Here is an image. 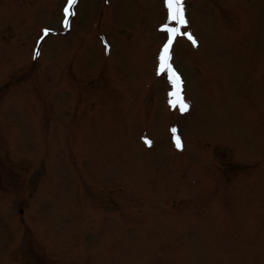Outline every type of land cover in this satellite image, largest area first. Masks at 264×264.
I'll return each instance as SVG.
<instances>
[{"label": "rangeland", "instance_id": "obj_1", "mask_svg": "<svg viewBox=\"0 0 264 264\" xmlns=\"http://www.w3.org/2000/svg\"><path fill=\"white\" fill-rule=\"evenodd\" d=\"M64 1L0 0V264H264V0H187L184 115L165 0H82L32 61Z\"/></svg>", "mask_w": 264, "mask_h": 264}, {"label": "snow or ice", "instance_id": "obj_2", "mask_svg": "<svg viewBox=\"0 0 264 264\" xmlns=\"http://www.w3.org/2000/svg\"><path fill=\"white\" fill-rule=\"evenodd\" d=\"M77 2V0H68V5L71 7ZM166 7L168 8V14L167 18L169 21L174 22L176 26H169V24H163L161 25V29L167 33V40L166 43H164L163 47L161 48L159 52V64L157 67V74L161 73H167L168 80L173 84L175 91L169 93V95L175 97V100H170L169 103L173 104V106L179 105L180 111H186L188 108L187 102L183 99L182 95V84L183 81L180 78L179 73L176 72L174 69L171 59H172V53H171V46L173 44L174 39L178 36H184L189 41H191L193 46H197L198 41L197 39L192 35L189 31H181V28H186L188 25V20L185 15V9H184V3L183 0H165ZM69 7L64 8V12H69ZM74 14V13H73ZM67 23V21H65ZM44 35L46 36L49 33V29L43 30ZM43 39V37H41ZM107 47V44L105 45ZM39 55V52L36 53ZM172 132L175 133L176 129L173 128ZM145 143L151 144L150 140H145ZM176 143L177 147H180V141L179 138L176 137Z\"/></svg>", "mask_w": 264, "mask_h": 264}]
</instances>
